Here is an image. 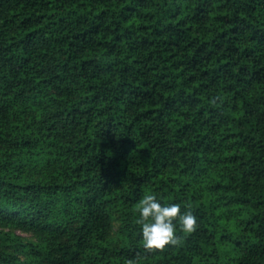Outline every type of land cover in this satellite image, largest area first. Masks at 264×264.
I'll return each mask as SVG.
<instances>
[{"label":"trees","instance_id":"16d2710c","mask_svg":"<svg viewBox=\"0 0 264 264\" xmlns=\"http://www.w3.org/2000/svg\"><path fill=\"white\" fill-rule=\"evenodd\" d=\"M0 264H264V0H0Z\"/></svg>","mask_w":264,"mask_h":264},{"label":"clouds","instance_id":"9594fccd","mask_svg":"<svg viewBox=\"0 0 264 264\" xmlns=\"http://www.w3.org/2000/svg\"><path fill=\"white\" fill-rule=\"evenodd\" d=\"M139 233L147 250L162 249L177 244V227L184 232L196 228V216L191 210L181 211L180 203H162L152 194L144 195L137 205Z\"/></svg>","mask_w":264,"mask_h":264},{"label":"rangeland","instance_id":"374dc122","mask_svg":"<svg viewBox=\"0 0 264 264\" xmlns=\"http://www.w3.org/2000/svg\"><path fill=\"white\" fill-rule=\"evenodd\" d=\"M114 225H115V226H114V231L112 232V236H115L119 224H118V222H116ZM20 234H21L25 239L32 238V236H31L30 234H26V233H20Z\"/></svg>","mask_w":264,"mask_h":264}]
</instances>
